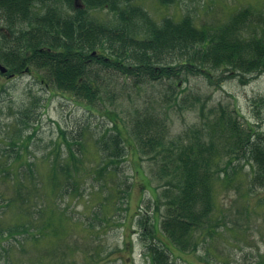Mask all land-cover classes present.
Here are the masks:
<instances>
[{
	"label": "trees",
	"instance_id": "trees-1",
	"mask_svg": "<svg viewBox=\"0 0 264 264\" xmlns=\"http://www.w3.org/2000/svg\"><path fill=\"white\" fill-rule=\"evenodd\" d=\"M74 1L0 0V20L1 17L4 19L0 24V62L9 72L20 74L33 67L44 69L56 88L90 103L99 96L92 64L112 67L124 75L135 67L134 75L143 81L168 79L182 70L208 79L217 74L211 70L224 68L231 70L218 77H226L231 74L229 72H232V77L237 76L235 72L241 75L264 72V7L246 6L232 12L219 24L198 26L190 13H182L179 18L164 16L156 21L136 0H78L79 6H75ZM180 1L157 0V3L165 7ZM36 6L43 7V11L40 13ZM66 9L71 13L63 15ZM93 11H105L108 17H101V21L91 14ZM175 99L176 96L173 103L181 104ZM263 100L259 98L253 104L258 105ZM213 111L214 117L208 116L202 123L210 127L207 139L200 131L203 126L192 129L188 134L193 140L166 138L164 124L153 116L144 115L135 126L139 142L144 145L140 151L152 153L149 157L154 164V175L162 180L166 178L161 188L166 218L159 228L182 251H195L200 244L195 238L196 231L204 228L211 233V228L216 225L212 219L215 210L214 179L222 173L226 176V179L222 178L223 182L231 181L236 172L235 161L243 159L249 165L251 186L264 188V141L254 140L255 130L240 123L238 110L223 108L218 114L216 109ZM29 114L34 117L32 112ZM201 114L204 117L203 108ZM31 117L27 116L24 127L33 120ZM34 129L24 136L20 133L10 136L8 145L15 151L12 152L15 156L6 154L7 160L0 163V176L11 177L15 186L14 194L3 202V206L15 211L12 222L0 225V251H4L7 264H10V245L4 247L1 243L12 239L24 250V243L30 242L39 248V253L27 258L24 264H74L71 254L75 253L76 245L68 240L64 243V236H73L75 231L72 228L79 223L78 218L67 214L66 208H57V213L54 214L56 210L52 209L45 219L44 210L32 204V194L37 195L33 190L37 187H33L34 182L31 187L26 185L32 175L39 174L35 164L27 161L21 165L27 169L26 179L18 178L17 182L11 171L13 161L10 157L20 158L22 152L29 151ZM106 133L100 139L104 146L97 168V175L101 176L98 180L105 179L108 174L112 179L117 178L115 174H119V165L126 161V147L120 146L121 134L107 137ZM62 140L68 150L67 161L50 162L54 169L47 178V184L56 187L60 198L72 194L79 196L81 159L75 155L72 146L79 150L83 141L82 138L74 140L64 132ZM232 166L233 174L227 170ZM36 181L41 183L40 176H36ZM122 185L126 189H121ZM131 187L132 183L127 184L123 179L120 185L109 189L108 195L98 203V211L93 210L94 219L87 223L88 229L103 226L100 212L117 194L115 191H119L120 209L125 210L124 201ZM148 222L149 216L138 219L137 224L144 229L139 237H149L154 243V228L149 227ZM85 225L84 221L80 224L83 230ZM43 239L46 254L43 252ZM55 239L60 244L49 245ZM148 248L150 264H170L166 249L150 242ZM86 256L81 264H109V259L97 250Z\"/></svg>",
	"mask_w": 264,
	"mask_h": 264
},
{
	"label": "rangeland",
	"instance_id": "rangeland-1",
	"mask_svg": "<svg viewBox=\"0 0 264 264\" xmlns=\"http://www.w3.org/2000/svg\"><path fill=\"white\" fill-rule=\"evenodd\" d=\"M136 3L141 4L156 21L164 16L179 18L182 13H190L198 26L219 24L229 18L232 12L246 6L264 7V0H181L165 7H161L157 0H136ZM42 8L36 6L35 9L41 13ZM62 13L67 15L71 10L66 9ZM91 14L101 21V17H108L105 11H93ZM2 20L1 17L0 24ZM92 68L99 96L91 103L56 88L49 76L45 75L44 69L33 67L38 72L21 73L13 78L0 75V163L7 160L6 154L15 156L12 153L15 151L8 145L10 136H18V133L24 136L35 127L29 151L22 152L20 158L10 157L13 161L11 171L17 182L18 178L26 179L27 169L24 170L25 166L21 165L27 161L35 164L39 174L32 175L33 179L29 178L26 185L31 187L34 182L33 187H37L33 190L37 195L32 194V204L44 210L45 219L51 214L50 210L54 209V214L57 213V208H66L67 214L78 218L79 223L72 228L75 231L73 236H64V243L68 240L76 245L75 253L71 254L72 262L81 264L87 258V253L97 250L109 259V264H150V242L168 251L170 264H264V188L249 184V165L243 159L235 161L236 172L231 181L226 180L227 185L222 180L226 179L222 173L214 176L215 210L212 219L216 225L211 228V233L204 228L196 231L195 238L200 244L195 251H182L159 228L161 221L166 218V203L161 193L166 178L162 180L154 175V164H151L149 157L152 153L143 154L140 151L144 145L139 142L135 132L136 124L144 115L153 116L164 124L166 138L193 140L189 139V133L203 126L208 116L213 118V110L216 109L218 114L223 108H234L239 111L240 123L255 130L254 140L264 141V100L258 105L253 104L254 100L264 98V72L242 75L235 72L238 77L230 76L232 72H229L231 74L226 77H218L231 70L224 68L220 71L211 70L217 74L208 79L201 74H188L182 70L168 79L143 81L140 76L134 75L135 67L132 72L126 71V75L106 65L92 64ZM175 96V102L181 104L173 103ZM30 112L34 117H31ZM27 116L33 120L27 124L29 127H24ZM209 129L204 124L200 130L206 139ZM62 132L74 140L82 138L83 141L79 150L77 146H72L75 155L81 159L79 196L72 194L60 198L56 187L53 189L52 184H47V178L54 169L50 162L67 161L68 150L62 140ZM103 133L107 137L121 134L123 140L120 146L126 147V161L119 165V174H115L117 178L112 179L108 174L104 176L105 179L98 180L101 177L97 175V168L103 153L101 148L104 142L100 141L104 137ZM234 166L227 170L232 173ZM36 176H40L41 183L36 181ZM123 179L127 184L132 183L124 201L125 210L120 209L119 191H115L117 194L100 212L103 226L88 229L87 223L94 219L93 210L98 211L97 205L101 198L108 195L114 185H120ZM121 189L126 187L122 185ZM14 191L12 178L0 176L2 226L13 221L15 210L3 206V202ZM142 216H149L148 226L154 228V243L149 237H139L140 231H144L143 226L137 224ZM52 217L58 218L56 215ZM83 221L86 224L84 230L80 226ZM43 241L44 248L46 244ZM56 242L58 240L55 239L48 243L52 245ZM1 245H10V264H24L27 258L39 253V248L36 249L30 242L24 243V250L15 245L12 239L3 241ZM43 252L47 253L45 248ZM0 264H7L2 249Z\"/></svg>",
	"mask_w": 264,
	"mask_h": 264
},
{
	"label": "water",
	"instance_id": "water-1",
	"mask_svg": "<svg viewBox=\"0 0 264 264\" xmlns=\"http://www.w3.org/2000/svg\"><path fill=\"white\" fill-rule=\"evenodd\" d=\"M0 69H1L2 72L5 71V68H4V67H1V66H0Z\"/></svg>",
	"mask_w": 264,
	"mask_h": 264
},
{
	"label": "flooded vegetation",
	"instance_id": "flooded-vegetation-1",
	"mask_svg": "<svg viewBox=\"0 0 264 264\" xmlns=\"http://www.w3.org/2000/svg\"><path fill=\"white\" fill-rule=\"evenodd\" d=\"M28 72L30 73V71L28 70ZM15 75V74H14Z\"/></svg>",
	"mask_w": 264,
	"mask_h": 264
}]
</instances>
